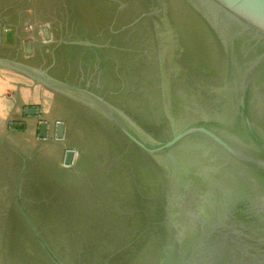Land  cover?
Returning <instances> with one entry per match:
<instances>
[{
    "label": "rangeland",
    "instance_id": "1",
    "mask_svg": "<svg viewBox=\"0 0 264 264\" xmlns=\"http://www.w3.org/2000/svg\"><path fill=\"white\" fill-rule=\"evenodd\" d=\"M190 8L196 12L187 0H0V59L2 55L18 58L54 80L104 96L120 111V106L128 108L129 100L146 98L155 88V76L160 78L168 71L165 55H157L163 34L159 22L186 29L191 23ZM184 29L181 31L187 36ZM6 30L11 31L9 43L4 40ZM219 42L224 48L223 41ZM192 60L208 67L207 56ZM249 61L242 57L243 64ZM4 70L0 68V74ZM22 81L26 87L32 85L27 79ZM36 103L40 112L32 118V131L27 124L19 129L10 124L0 130V264H28L16 254L12 256L5 244V216L16 214L14 195L23 201L48 244L65 255L66 231L76 222L83 224L85 211L93 205L90 195H99L103 198L100 205L109 209L107 193L112 188L106 185L113 182L119 167V135L89 103L43 88ZM41 122L51 127L44 138L38 134ZM59 123L63 125L60 140L56 137ZM68 151L74 153L73 158L78 155L71 167L64 164ZM176 152L162 162L161 170L165 179L175 181V187L168 188L171 211L166 217L174 219L170 227L181 238L182 232H198L205 222L201 209L215 201L207 197L218 192L219 199V188L233 182L235 170L217 160L220 168L215 171L207 168L210 163L204 156L196 159L184 155L186 150ZM217 171L220 176L215 180L222 181L218 187L212 180ZM196 180L207 187L201 188ZM76 197L78 205L70 208ZM24 232L30 248L32 239Z\"/></svg>",
    "mask_w": 264,
    "mask_h": 264
},
{
    "label": "water",
    "instance_id": "2",
    "mask_svg": "<svg viewBox=\"0 0 264 264\" xmlns=\"http://www.w3.org/2000/svg\"><path fill=\"white\" fill-rule=\"evenodd\" d=\"M187 1L209 26L218 44L223 41L224 48L219 44L226 68V89L223 91L228 95L224 114L210 117L211 122L203 115L200 121L175 123L172 115L166 112L170 133L164 142L144 135L103 97L87 89L59 82L45 72L6 58L0 59V67L19 72L51 91L89 103L130 143L154 160L161 172L162 162L183 146L197 145L214 150L223 166L233 165V182L229 186H219L222 187L219 199L218 192L207 197L211 202L215 200L214 209L213 205L201 209L204 212L201 219L205 222L200 224L198 232H182L180 238V232L170 227L174 219L165 217L168 232L161 251L163 257L155 264H264V0ZM4 40L11 41V31H5ZM250 44L254 48H249ZM244 55L250 60L248 64L242 62ZM39 112L37 108H29L25 114ZM12 127L20 128L21 125ZM46 129L47 124L41 122L40 138L45 137ZM56 137L63 138L60 123L56 126ZM73 155L72 151L66 152V166L74 164ZM164 170L168 175L167 169ZM171 179L168 180L172 182L169 188L173 189L175 181ZM203 183L201 181L204 189L207 186ZM219 183L215 182L216 186ZM249 185L254 188L249 189ZM19 208L48 258L54 264H62L50 252L20 204Z\"/></svg>",
    "mask_w": 264,
    "mask_h": 264
},
{
    "label": "flooded vegetation",
    "instance_id": "3",
    "mask_svg": "<svg viewBox=\"0 0 264 264\" xmlns=\"http://www.w3.org/2000/svg\"><path fill=\"white\" fill-rule=\"evenodd\" d=\"M190 12L192 21L186 29L183 28L187 36L181 31L183 29L159 22V28L163 24L160 30L163 34L160 35L162 44H157V55L160 54L161 58L165 55L168 62L164 66H168V71L165 69V75L161 74L160 78L155 76V88L146 94V98L129 100L128 108L120 106L118 111L127 117L131 125L158 142H164L169 137L170 124L166 112L172 115L171 120L175 123L200 121L203 115L208 119L214 118L221 115L225 105L223 98L227 97L223 91L226 89V68L218 41L202 17L191 8ZM199 55L209 58L208 67L192 60ZM109 125L121 140V144L117 143L119 167L114 172L113 182L106 185L112 188L109 195L107 193L109 209L100 205L99 201L103 198L99 195H90L93 205L85 211L87 218H84L83 224L79 226L76 222L66 231L69 235L66 247H62L63 255L61 250H55L48 244L23 201L18 202L14 195L12 203L16 214L7 213L5 216V244L12 256L16 254L28 264H54L31 231L20 204L50 252L62 264H155L159 257H163L161 251L168 232L165 217L171 211L167 201L168 188L172 182L165 179L154 160L130 143L115 125L110 122ZM110 134L113 138L112 132ZM184 150V155H193L196 159L206 157L210 163L207 168H220L216 167V163L222 160L216 151L197 145L183 146L176 151L182 154L180 151ZM176 151L173 154H177ZM76 157L78 155L74 161ZM219 176L220 171H217L212 178L215 180ZM196 181L201 186V181ZM75 200L71 201L70 208L78 205V197ZM24 231L32 239L30 248L24 240Z\"/></svg>",
    "mask_w": 264,
    "mask_h": 264
},
{
    "label": "crops",
    "instance_id": "4",
    "mask_svg": "<svg viewBox=\"0 0 264 264\" xmlns=\"http://www.w3.org/2000/svg\"><path fill=\"white\" fill-rule=\"evenodd\" d=\"M2 57L19 63L23 62H20L18 58H11L6 55H2ZM4 73V75L0 74V130H2L1 126H3V128L10 124H12L11 126H13L14 123V125L21 126L23 124H27L28 130L32 131L34 129L32 118L35 116L27 115L25 114V111L29 108H37L35 106L38 104L36 103V100H39L41 98L42 88L45 90L47 88L35 84L30 79L14 70L5 69ZM19 78H21L22 80L27 79L32 85H28L26 87L25 82H23ZM48 90L49 89H47V91ZM50 129L51 127L49 128L47 126L46 132L48 134L51 131Z\"/></svg>",
    "mask_w": 264,
    "mask_h": 264
},
{
    "label": "bare ground",
    "instance_id": "5",
    "mask_svg": "<svg viewBox=\"0 0 264 264\" xmlns=\"http://www.w3.org/2000/svg\"><path fill=\"white\" fill-rule=\"evenodd\" d=\"M260 106V105H259Z\"/></svg>",
    "mask_w": 264,
    "mask_h": 264
}]
</instances>
